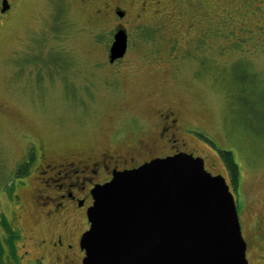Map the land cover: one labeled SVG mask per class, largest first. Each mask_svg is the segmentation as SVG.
<instances>
[{
    "label": "rangeland",
    "instance_id": "1",
    "mask_svg": "<svg viewBox=\"0 0 264 264\" xmlns=\"http://www.w3.org/2000/svg\"><path fill=\"white\" fill-rule=\"evenodd\" d=\"M9 3L0 11V213L21 230L20 264H37L45 253L39 240L49 234L42 210L50 193L38 197V189L52 173L41 174L44 158L56 164L105 150L134 155L169 110L181 149L230 185L248 264H264V0ZM118 29L127 33V49L110 63ZM240 61L246 68L236 73L254 75L244 90L233 78ZM31 142L36 161L12 196L14 168ZM219 150L237 163L235 188ZM60 183L57 177L47 189ZM46 257L43 264H54Z\"/></svg>",
    "mask_w": 264,
    "mask_h": 264
},
{
    "label": "water",
    "instance_id": "2",
    "mask_svg": "<svg viewBox=\"0 0 264 264\" xmlns=\"http://www.w3.org/2000/svg\"><path fill=\"white\" fill-rule=\"evenodd\" d=\"M8 8L2 0L0 11ZM126 49L127 34L118 29L108 61ZM91 193L82 264H248L229 185L199 156L179 152L114 171Z\"/></svg>",
    "mask_w": 264,
    "mask_h": 264
},
{
    "label": "flooded vegetation",
    "instance_id": "3",
    "mask_svg": "<svg viewBox=\"0 0 264 264\" xmlns=\"http://www.w3.org/2000/svg\"><path fill=\"white\" fill-rule=\"evenodd\" d=\"M7 2L10 8L9 0ZM118 13L119 15L121 14L120 16L123 15V11H118ZM159 119L160 123L156 136L138 140L137 143L141 150L134 155L129 152L122 153L119 150H105L93 157L88 156L86 160H78V163L66 159L56 164L49 157L47 160L44 158L45 170L41 174L51 172L52 176L39 179L38 197L42 196L45 191L50 193V195L45 194L46 202L43 205L49 204V206L42 210V216L48 221L50 229L48 236L39 240V245L45 253L36 259L37 264H43L47 255L52 257L54 264H82L84 250L80 246V241L82 234L89 226L86 212L93 201L91 190L95 185L108 182L112 178L114 171L136 168L152 159L171 156L179 152L188 153L181 149V146L184 145V140H180V136H178L180 134V126L178 125L176 113L171 110L163 114L160 113ZM185 130L187 131L186 128ZM154 147L160 150V153L150 154L149 151ZM161 148L165 149L161 150ZM26 153L25 159H22L14 168L15 180L8 186L7 193H11L12 196H14V187L17 184L20 185L29 176L36 161L37 149L32 142L28 146ZM138 154H142L144 157L139 159ZM22 165H24V170L20 173L18 169ZM57 177L60 178L61 183L47 189L49 182L56 181ZM2 221L17 233L18 237L13 241L15 257L10 256L11 251L7 241L9 235L2 226ZM11 222H9L7 216L0 213V242L4 249L3 263L20 264L21 256L18 254V242L22 241V233L20 232L21 230L14 226L16 222H12L14 225Z\"/></svg>",
    "mask_w": 264,
    "mask_h": 264
},
{
    "label": "trees",
    "instance_id": "4",
    "mask_svg": "<svg viewBox=\"0 0 264 264\" xmlns=\"http://www.w3.org/2000/svg\"><path fill=\"white\" fill-rule=\"evenodd\" d=\"M245 63H243L242 61L240 62H237L235 63L233 66H235V71H234V74H233V78L235 79L236 81V88L237 90H244L243 87H244V84L246 82H252L251 78L254 76L253 73H248L246 74V72L243 74L242 71L241 73H236L237 72V69L238 70H242V69H245L244 66H241V65H244ZM237 66H239V68H237ZM241 99H242V96H241ZM244 99V98H243ZM246 100H240V102H244L243 104L245 105H248L249 103L245 102ZM247 112L250 113L251 115L254 114V111H253V108H252V103L249 105V107L247 108ZM219 156L221 157L224 165H225V168L227 170V173L229 175V178H230V181L233 185V187L235 188L237 186V181H238V174H239V169H238V166H237V163L236 161L234 160V157H233V154L231 151L229 150H219ZM24 165L20 166V168L18 169V172H22L24 170ZM2 226L5 228L6 232L8 233V238H7V241L9 243V248H10V256L11 257H15V247H14V243L13 241L15 239H17V233L16 231H13L4 221H2ZM3 246L0 242V264H4L3 263Z\"/></svg>",
    "mask_w": 264,
    "mask_h": 264
}]
</instances>
